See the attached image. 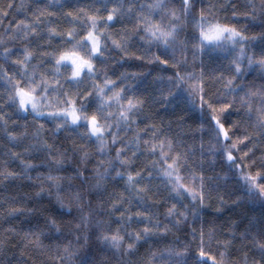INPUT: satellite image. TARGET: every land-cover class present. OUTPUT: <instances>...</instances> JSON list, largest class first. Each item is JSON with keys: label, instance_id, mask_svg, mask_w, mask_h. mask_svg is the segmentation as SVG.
I'll return each mask as SVG.
<instances>
[{"label": "snow or ice", "instance_id": "snow-or-ice-1", "mask_svg": "<svg viewBox=\"0 0 264 264\" xmlns=\"http://www.w3.org/2000/svg\"><path fill=\"white\" fill-rule=\"evenodd\" d=\"M245 8L238 12L234 0H209L206 5L205 0H179V7L172 0H0V130L13 146L27 142L22 152L9 148L4 153L20 161L21 171L9 170L5 161L0 183L28 181L37 189L35 197H48L46 210L54 200L67 210L61 216L72 217L58 221L56 215L36 216L35 223L27 220V229L21 231L10 225L0 238V264H23L29 250L54 253L49 255L54 264H110L103 253L112 254L117 264H189V256L192 264H264V0H247ZM239 17L261 30L247 35V25L226 22ZM125 20L131 27L116 36L111 25ZM137 38L146 46L145 55L129 51ZM54 40L59 43L54 45ZM254 45L260 49L258 55L250 51ZM113 50L122 53L117 65L135 59L143 66L146 60L173 72L153 77L150 84L151 71H125L113 79L107 61L114 58L106 55ZM213 53L228 59L229 75L205 70L203 57L211 58ZM254 73L260 83L247 80ZM130 77L137 81L135 86L122 83ZM215 84L219 87L211 92ZM146 105L158 106L156 116L175 114L178 108L199 111L203 122L195 132L209 134L207 150L202 139L199 145L183 139L184 116L167 121V127L160 116L159 125L141 128V117L148 119ZM12 115L25 121L12 124L22 131H8ZM233 115L239 118L226 127L222 117ZM174 122L180 131L172 134ZM48 132L56 138L52 143ZM61 132L83 143L72 138L70 147H65L59 141ZM140 157L145 160L138 168ZM207 157H211L210 167L221 158L229 173H237L245 197L261 209L259 219L242 217L248 224L239 233L240 222L230 223L223 232L230 238L224 240L217 238L215 227L207 231L203 223L199 229L187 227L189 218L193 224L202 221L209 208L208 181L228 179L227 173L206 175ZM154 180L159 183L153 184ZM121 181L122 191L114 190L108 200L98 199L93 206L92 197L102 196L109 182ZM161 187L168 196L154 199ZM217 187L212 183L211 188ZM218 199L225 203L223 196ZM243 202L238 198L232 204ZM165 203L168 223L151 211L152 206ZM33 211L9 207L8 216ZM222 214L221 208L214 213ZM133 222L143 226L132 228ZM180 230L187 234L183 243L177 238L179 246H150L145 256L137 255L142 243ZM17 237L18 244H12ZM61 237L66 240L63 244L45 243ZM237 239L245 242L239 248L234 247ZM10 245L21 248L19 256L8 254ZM97 254H101L99 261Z\"/></svg>", "mask_w": 264, "mask_h": 264}, {"label": "trees", "instance_id": "trees-1", "mask_svg": "<svg viewBox=\"0 0 264 264\" xmlns=\"http://www.w3.org/2000/svg\"><path fill=\"white\" fill-rule=\"evenodd\" d=\"M6 2V0H5ZM84 2H87V0H84ZM173 4L176 7H179V0H172ZM209 2V0H205V5ZM211 2L219 3L222 2V0H211ZM234 2L237 4V11L238 12H243L247 10L245 8V5L247 3V0H234ZM259 0H257V3ZM17 3H19V0H17ZM201 5H197V8H199ZM56 9H53L55 11ZM65 11L68 10L67 8L64 9ZM221 15H223L221 13ZM230 16V13H229ZM20 18V17H17ZM228 23H234L237 25V27H244L247 25V35H252L253 33L259 32L261 29L257 26H254L250 21L244 19L243 17H239L238 19H230L226 21ZM62 26L67 27V24L61 21ZM125 27H131L130 23L125 20L123 22H117L111 25V30L112 32L118 36L121 32V30ZM59 43L58 40H54L53 44ZM145 49L146 46L144 45L143 42L139 41V39H135L131 42L129 51L134 52L137 56L140 55H145ZM152 51H156L155 48L152 49ZM250 51H254L257 55L260 52V49L258 46H253V48L250 49ZM106 55L114 58V59H109L107 61V67L109 69V75L111 78L116 79L117 76L120 75L121 72H137V71H143V72H148L151 71L152 75L147 78L149 84L152 81L153 77L157 75H171L173 70L169 67L167 70L165 69L164 66L162 65H149L147 64L146 60L143 62V66L141 65V61H137L135 59H128L124 62H122L121 65H117L115 61H119L120 56L122 53L119 52V50H113L107 53ZM189 58H191V54L189 53ZM203 60L205 62L206 71H210L212 69H217L218 71H224L225 75H229L230 73L228 72L226 66L228 64V59H226L224 56L220 55L217 56L216 53H213L211 58L206 54L203 57ZM220 67H217V66ZM97 66L100 67L99 61L97 62ZM197 69H199L200 64L199 61H197L196 64ZM190 70V69H189ZM183 71V69H182ZM114 73V74H113ZM248 81H254L256 83H260L258 79V73H254L253 75H249L247 77ZM239 82V81H238ZM122 83L124 84H132L133 86L136 85L137 81L132 79L131 77L127 81H123ZM120 84H118V87ZM219 87V84L212 85L210 87L211 92H215L216 88ZM151 91V87L149 88V92ZM138 95L141 96H147L148 93L143 92V91H138ZM129 95H132L130 92ZM158 107V106H156ZM156 107H152L151 105H146L144 112L148 116V119H141L143 120V123H141L139 126L143 128L146 124H151V123H156L159 125L160 123V116L164 117L165 120V127H167V121L172 120L175 121L178 116H184V133L185 135L183 136V139H185L189 144H191L193 141L196 142L197 145L201 142V139L203 140L205 144V151L207 150V145L210 139V136L207 132L204 133H199L195 132L196 129L199 128V125L203 122L201 119V113L199 111H181L180 108H178L175 112V114H168V113H160V116H156ZM183 107V106H181ZM236 115H233L229 117L228 119H225L222 117V122L225 123V126L227 127L229 122L231 120L238 119ZM203 119H207V113L203 114ZM13 121H18L20 125H22L25 121L21 119L19 116L12 115L11 120H9V127L8 131H13V132H20L22 131V128L20 127H13ZM27 121L31 125L32 123V117L28 116ZM41 123H46L45 121H40ZM47 128H51L52 125H49L46 123ZM207 127V125H205ZM172 129L173 133L179 132L180 129L177 127V124L174 122L172 124ZM83 129H81L82 131ZM32 131V127L29 128V132ZM49 137V142L52 143L54 137H52L51 132L47 133ZM131 135V133H129ZM236 135H241V132H237ZM68 136L70 137L69 139H65V137ZM72 138L76 139L77 144L83 143V141H80L78 137H72L70 136V133L68 132H61L59 134V141H62L65 147H70L72 143ZM235 139V136L233 137ZM25 142L24 144L18 145V146H13L7 139L5 133L3 130H0V168H2L5 165V161H8L7 163V168L11 171H16L19 172L21 171V165L20 161L17 160H10L9 157L5 156L4 153L7 152L9 148L13 149L14 151L17 152H22L23 147L26 146ZM59 146V145H57ZM119 146V145H117ZM91 149L94 150V145H89ZM241 151H244L242 149ZM198 154V153H197ZM235 155L239 156L240 153H234ZM113 155H114V149H113ZM259 155V153H257ZM25 159H33L34 162L35 159L33 157H25ZM150 159V157H149ZM211 157L206 158V163H205V169L206 175L209 177H215V176H224L225 173L228 175V179H220L219 181H208V185L210 188V191H208L206 194L208 195L209 199L206 201V203L209 205V208L206 212L203 213V220L200 221L198 220L195 224L192 223L191 218H189L188 225L187 227H196L199 229L201 223H203L205 230L207 231L208 228L215 227L217 228V238L220 240L228 239L230 237H226L223 235V232L227 230V226L232 223L233 221L235 222H240V227L236 229L237 233L240 231H243L244 228L248 224V220L244 219L242 220V217L247 216L248 218H256L259 219L261 215V209L259 206V203H252L249 201L241 189L240 184L236 180V175L237 173H229L228 172V165L222 162L221 158H217L216 164L214 166H209L207 163V160H210ZM145 160V157H140L139 160L137 161V166L142 167L143 162ZM239 162V161H238ZM91 167V165H90ZM40 171H44V169H40ZM255 171V169H253ZM33 176H35V173H32ZM264 183V181H261ZM78 183V182H77ZM153 184H158V180H154L152 182ZM212 183H217L219 184V187L217 188H211ZM123 181L119 182L118 184L109 182L107 186V190L103 193L102 196L100 197H92L93 200V206H95L96 202L98 199H104L108 200L109 195L115 190V191H122L123 190ZM37 191L36 188H33L30 186L28 181L25 180H15V181H4L0 183V238L3 237L4 235V229L8 228L10 225L15 226L17 231H21L22 229H27L28 223H26L27 220L32 219V222L35 223V220L33 217L44 215H56L58 218V221L60 219H63V221L70 220L72 217L63 215L61 216L62 213L66 212V209H60L59 205L55 204L54 200L50 206L49 209V199L45 195L43 197L37 198L35 197L34 193ZM27 194V195H25ZM168 196V192L166 189L161 187L160 192L158 195L154 196V199H162L166 198ZM223 196L225 203L221 204L219 201V197ZM238 198H244L243 203H238L235 206H233L232 202L236 201ZM172 203H175V201H171ZM188 201L185 200V203ZM168 206V203H165L163 206L160 205H154L151 207V211L158 214L159 218L161 219L162 223H168L167 220L164 219V212L166 207ZM9 207H16V208H32L34 209L33 213L29 215L27 212L23 214H18L13 217L8 216V209ZM217 208L223 209V214L222 215H214L215 211ZM137 209L134 207L133 211H136ZM108 217L106 216L105 219ZM242 221V222H241ZM113 227L116 225L113 224ZM142 224H138L133 222L131 225L132 228L139 229L142 227ZM41 227H43V220H41ZM258 231V226L257 228L253 229V232ZM64 232L65 235L67 236L68 239H71L72 237L68 235L69 229L67 226L64 227ZM187 234L186 230H180V231H175L173 233H169L166 237H157L153 240H149L147 243H142L139 246V252L138 256L143 257L146 255L147 251L149 250L150 246L158 247V248H163L168 245H173V246H179L177 242V238H179V242L183 243L185 240V235ZM157 240L159 243H157ZM19 238L17 237L16 240H13L11 243L12 244H18ZM66 240L64 237H61L59 240L55 241H48L45 240V243H60L63 244L65 243ZM242 242L239 239H237L234 242V247L239 248L241 246ZM11 248V245H10ZM193 248H196V245H193ZM211 251L215 253L217 251L215 245H213ZM21 252L20 247H15L11 248L10 252L8 253L9 255H12L13 253L16 256H19ZM250 255L252 253H249ZM49 255H54L53 254H41L33 250H29L26 253V257L24 259L23 264H54V261L49 259ZM103 256L108 257L110 264H117V261L115 257L110 254V253H103ZM233 258L238 259L239 254L233 252ZM101 259V254H97V260L99 261ZM135 259V258H134ZM189 264H192L193 256H189Z\"/></svg>", "mask_w": 264, "mask_h": 264}]
</instances>
